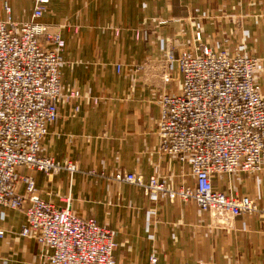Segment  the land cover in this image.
I'll list each match as a JSON object with an SVG mask.
<instances>
[{"label":"crops","instance_id":"1","mask_svg":"<svg viewBox=\"0 0 264 264\" xmlns=\"http://www.w3.org/2000/svg\"><path fill=\"white\" fill-rule=\"evenodd\" d=\"M6 1L14 18H32L37 0ZM39 21L65 40L63 91L83 95L76 111L73 102L60 105L42 144L41 153L58 164L76 163L73 175L21 168L34 176L40 196L59 207L70 202L79 215L111 229L118 264H264V163L258 171L214 178L216 189L250 196L259 207L233 219L115 178L122 171L164 177L175 189L193 184L191 163L160 147L162 94L183 81L175 70L164 84L166 52L195 49L201 32V43L216 51L256 56L264 96V0H49ZM25 189L19 182V192ZM26 224L20 210L0 215L6 229L0 264H51L32 237L21 235Z\"/></svg>","mask_w":264,"mask_h":264},{"label":"built area","instance_id":"2","mask_svg":"<svg viewBox=\"0 0 264 264\" xmlns=\"http://www.w3.org/2000/svg\"><path fill=\"white\" fill-rule=\"evenodd\" d=\"M49 0H37L32 18L18 20L6 0H0V215L8 209L27 216L21 235L32 237L51 264H118L114 232L95 217L79 215L69 202L59 207L39 194L33 175L48 176L60 169L71 175L76 163L58 164L43 155L42 144L59 116L63 102L75 111L83 95L63 91L61 66L65 40L39 19ZM3 12V15H2ZM137 31L136 37H140ZM177 52L168 49L163 60V81L172 83L179 70L183 81L177 91L162 94L158 133L161 150L191 163L194 182L171 188L164 177L119 171L118 181L130 182L151 196L194 200L205 212L230 219L259 211L247 195L226 193L213 184L217 175L258 171L264 163V96L257 81L259 59L227 49L216 51L201 43ZM120 65L118 70H120ZM98 102V99L94 100ZM25 192L18 190L19 182ZM6 229L0 227V238ZM45 250H51L47 253ZM152 263L157 262L155 256Z\"/></svg>","mask_w":264,"mask_h":264},{"label":"rangeland","instance_id":"3","mask_svg":"<svg viewBox=\"0 0 264 264\" xmlns=\"http://www.w3.org/2000/svg\"><path fill=\"white\" fill-rule=\"evenodd\" d=\"M243 196V195H242ZM250 197V196H249ZM251 198V197H250ZM252 199V198H251Z\"/></svg>","mask_w":264,"mask_h":264}]
</instances>
